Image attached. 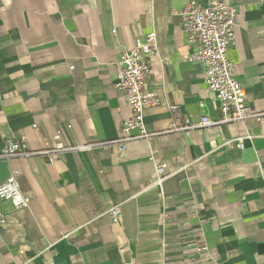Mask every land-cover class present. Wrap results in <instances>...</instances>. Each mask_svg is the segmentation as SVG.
<instances>
[{"label":"crops","instance_id":"0c3cea01","mask_svg":"<svg viewBox=\"0 0 264 264\" xmlns=\"http://www.w3.org/2000/svg\"><path fill=\"white\" fill-rule=\"evenodd\" d=\"M186 1L0 0V153L21 138L37 152L0 158V183L19 171L29 198H0V264H264V0H228L240 18L227 57L261 116L177 130L219 115L186 59ZM149 32L151 136L121 148L131 111L116 61ZM241 136L243 148L226 144ZM161 161L173 174L160 192Z\"/></svg>","mask_w":264,"mask_h":264},{"label":"built area","instance_id":"2783aa9c","mask_svg":"<svg viewBox=\"0 0 264 264\" xmlns=\"http://www.w3.org/2000/svg\"><path fill=\"white\" fill-rule=\"evenodd\" d=\"M181 17L183 31L191 47L186 59L202 65L207 91L213 94L219 103V115L216 118L201 116L194 123L173 124V129L189 130L260 117L261 113L248 104L246 90L234 76L235 64L227 57L240 18L238 9L228 0H208L204 3L187 0L181 9ZM155 54V33L149 32L144 39H136L130 48H123L116 61L115 87L122 93V99L131 111L129 117L122 122L120 136L115 141L121 148L130 141L151 136L144 126L143 111L158 103L154 93L145 88L151 72L150 62ZM60 132L61 129L57 134ZM248 137H237L226 144L243 148ZM78 148L87 150L92 148V145H82ZM36 153L29 150L21 138L7 142L0 153V158ZM172 174L173 171L169 170L166 161L155 163L154 180L151 185L161 192L164 181ZM18 175L19 171L14 170L0 183V198L8 200L14 208H25L28 206L29 198L19 189ZM118 216L119 209L112 208L110 217L113 223L117 221ZM5 225V216L0 214V226Z\"/></svg>","mask_w":264,"mask_h":264}]
</instances>
